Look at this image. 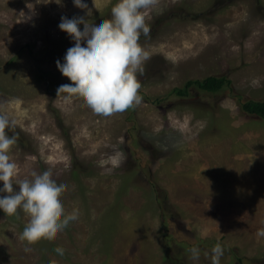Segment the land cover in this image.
I'll use <instances>...</instances> for the list:
<instances>
[{"label": "rangeland", "instance_id": "obj_1", "mask_svg": "<svg viewBox=\"0 0 264 264\" xmlns=\"http://www.w3.org/2000/svg\"><path fill=\"white\" fill-rule=\"evenodd\" d=\"M117 2L0 0V115L25 138L10 152L17 179L51 168L67 184L65 213H80L25 248V214L0 212V264H211L217 243L220 264H264V121L241 109L264 102V0H155L139 41L148 53L137 73L142 102L105 117L81 94L58 96L70 78L56 61L74 39L58 25L84 9L89 19H110ZM212 76L231 84L167 96Z\"/></svg>", "mask_w": 264, "mask_h": 264}, {"label": "clouds", "instance_id": "obj_2", "mask_svg": "<svg viewBox=\"0 0 264 264\" xmlns=\"http://www.w3.org/2000/svg\"><path fill=\"white\" fill-rule=\"evenodd\" d=\"M87 2L72 0L74 6ZM154 3L155 0H118L111 7V18L105 20L89 19L92 13L88 9L71 19L61 17L59 30L74 39L68 43L63 60L56 61L57 70L70 78L59 82L58 96L61 89H67L64 94H81L94 113L105 117L139 105L142 97L137 73L143 71V62L148 59L139 41L141 35L150 33L146 10ZM253 84L259 85V80H253ZM14 125L15 121L0 115V212L10 217L25 214L27 222L19 239L28 248L38 236L52 238L62 232L70 222L78 220L80 213L77 208L65 213L60 193L67 184L58 180L51 168L33 172L31 179H17L19 169L10 155L17 137L6 132ZM122 157L123 153L111 157L112 165L119 166ZM257 235L264 237V229ZM54 251L64 254L60 247ZM189 251L193 260H199V247ZM223 255L224 249L217 243L211 249V264H220Z\"/></svg>", "mask_w": 264, "mask_h": 264}, {"label": "trees", "instance_id": "obj_3", "mask_svg": "<svg viewBox=\"0 0 264 264\" xmlns=\"http://www.w3.org/2000/svg\"><path fill=\"white\" fill-rule=\"evenodd\" d=\"M230 84H231L230 80L227 79L226 77H213V76L206 77L203 80L187 81L181 87H177L171 90L167 96L168 97L174 96L180 99H184L190 96V92L192 91V89H197L199 91L210 94H217L220 93L223 89H225V87L229 86ZM241 109L245 114L258 117L264 121L263 101H253V100L244 101L241 103ZM7 131H9L8 132L9 136L15 135L19 143L22 144L25 142V138L22 136L19 130H16L13 127H11V129L10 130L7 129ZM153 193L155 195V199L159 207L160 208L166 207L167 205L166 192L156 187V190H154ZM173 264H185V263H182L179 260V262L175 261L173 262Z\"/></svg>", "mask_w": 264, "mask_h": 264}]
</instances>
